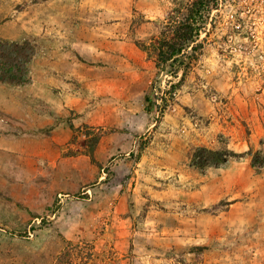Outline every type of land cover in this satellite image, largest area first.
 <instances>
[{
  "label": "rangeland",
  "instance_id": "1",
  "mask_svg": "<svg viewBox=\"0 0 264 264\" xmlns=\"http://www.w3.org/2000/svg\"><path fill=\"white\" fill-rule=\"evenodd\" d=\"M182 1L0 0V39L36 46L31 83L0 84V264H52L67 243L92 264H264V169L245 154L264 155V0H220L170 95L150 46ZM82 64L102 91L90 126L39 91ZM197 148L242 157L201 171Z\"/></svg>",
  "mask_w": 264,
  "mask_h": 264
},
{
  "label": "trees",
  "instance_id": "2",
  "mask_svg": "<svg viewBox=\"0 0 264 264\" xmlns=\"http://www.w3.org/2000/svg\"><path fill=\"white\" fill-rule=\"evenodd\" d=\"M220 0H189L180 2L170 11L161 23L158 36L150 48L154 59V68L166 69L172 77H178L175 84H170L167 93L173 94L185 82L194 64L199 60L203 50L201 34H207L211 13L219 7ZM143 51L147 47L140 44ZM36 54L34 43L8 41L0 39V84L24 86L31 83L30 65ZM157 99H161L157 96ZM144 101L147 109L154 105L151 96ZM256 170L264 169V155L257 151L245 153ZM242 154L232 151L222 152L197 148L191 155L193 168L204 171L206 168L217 169L231 159L241 158ZM93 248L88 244H69L57 255L52 264H92Z\"/></svg>",
  "mask_w": 264,
  "mask_h": 264
},
{
  "label": "crops",
  "instance_id": "3",
  "mask_svg": "<svg viewBox=\"0 0 264 264\" xmlns=\"http://www.w3.org/2000/svg\"><path fill=\"white\" fill-rule=\"evenodd\" d=\"M88 55L89 57H92L93 55L96 57V54H93V52H90ZM84 66L85 64H82V68H78V70L73 71V74L75 75L77 73L79 74L78 75L79 77L77 78L76 76H74V79H76L77 81L76 84L64 83V85H59V86L53 84V87H51L50 92H48V90L46 89H41V88H40L41 90L39 91L42 92L41 93L42 95L46 94L47 97L55 104L61 105L64 102V106H66L69 110L76 112L77 116L75 122L76 121L82 122L90 126L96 124L93 121L96 119L97 114L100 113V110L99 112L96 111L95 106H96V101L102 95V91L99 88H96L95 84L92 83L93 81L96 80L95 77L94 80L88 81L89 79H91V76L94 75L96 76L97 68L95 66H90L89 68L90 74L88 75L86 74L87 70H84V68H86ZM32 86L36 87L37 90L39 88V86L38 85L35 86V84H33ZM108 93L111 94L114 99L117 98L118 96L117 95L118 90L114 88V86L112 85H110V89H108ZM41 94L39 97L44 98L43 96H41ZM91 113H93V115L96 114V117L95 116L91 117L90 115ZM173 155L177 156L178 153L174 152ZM159 162L168 165L169 160L168 159H165L163 161L159 160ZM225 171L226 170L221 171L220 174L223 175ZM222 182H226V183L217 184L218 186L214 188L217 189L215 190L216 192H222V196L225 197L227 196V194H229L228 187L230 186V178H228L227 181L224 180L223 178ZM208 197H212V195L208 194Z\"/></svg>",
  "mask_w": 264,
  "mask_h": 264
}]
</instances>
